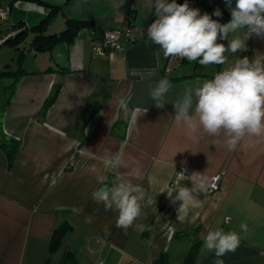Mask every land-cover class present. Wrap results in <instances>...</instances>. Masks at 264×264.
<instances>
[{
    "label": "crops",
    "instance_id": "obj_1",
    "mask_svg": "<svg viewBox=\"0 0 264 264\" xmlns=\"http://www.w3.org/2000/svg\"><path fill=\"white\" fill-rule=\"evenodd\" d=\"M0 3L7 9L0 21V41L15 23L27 30L38 24L50 6L57 8L45 22V33L62 30L67 18L91 21L71 41L56 42L49 50H35L31 39L26 41L32 34L28 31L22 46L18 44L21 68L15 75L0 76L15 80L1 127L19 141L11 162L0 146V264H62L68 251L73 264H155L161 254L159 264H214L215 254L204 247V238L217 229L240 237L236 251L222 257L224 264H264V138H246L228 151L222 137L202 131L190 137L173 118V105L187 88L232 67L238 57L264 60V38L253 35L246 41L247 51L226 53L224 65L203 67L164 58L148 40L147 28L156 19L154 0ZM202 9L222 24L231 19L225 0H203ZM216 9L221 16L212 15ZM127 17L132 19L131 38L122 33L120 48L93 52L91 40L100 39L105 28H122ZM218 42L228 45V40ZM164 77L172 87L161 109L150 94ZM55 85L57 96L42 112ZM122 98L129 109L140 110L136 121L125 116ZM117 152L126 166L105 170L102 157ZM98 174L107 176L109 185L120 177L144 190L142 214L127 233L115 226L116 212L105 211L91 198L101 186ZM215 175L221 177L218 189L201 192L194 201L173 203L167 194L192 182L207 185ZM89 216L94 218L91 223L85 219ZM63 221L70 227L50 250L52 234ZM104 225L110 235L104 234ZM197 241L196 252L186 260Z\"/></svg>",
    "mask_w": 264,
    "mask_h": 264
},
{
    "label": "clouds",
    "instance_id": "obj_2",
    "mask_svg": "<svg viewBox=\"0 0 264 264\" xmlns=\"http://www.w3.org/2000/svg\"><path fill=\"white\" fill-rule=\"evenodd\" d=\"M225 3L231 19L222 24L208 13L201 14L198 8L190 7L187 0L183 4L176 0H154L156 19L147 28L146 36L159 47L164 58L179 57L203 67L224 65L226 53L247 51L246 41L253 35L264 38V0H235V7L232 0ZM212 15L219 17L221 12L216 9ZM229 34H233L231 39ZM219 40H228V45ZM156 59L159 63V53ZM171 87L166 77L159 79L150 94L157 108L165 107L164 97ZM119 104L126 117L130 114L132 121L138 119L139 109H129L123 98ZM173 106L175 124L183 127L188 136L202 131L211 137H222L228 151H235L246 138H264V60L238 57L232 67L216 73L194 89L187 88L182 99ZM102 164L105 170L126 166L120 152L102 157ZM133 172L139 174L136 169ZM96 180L101 186L92 191L93 202L102 204L105 211L116 212L115 226L127 233L142 214L143 188L120 177L111 185L105 175L98 174ZM174 191L178 192L175 197L172 196ZM206 191L204 182H192L191 187H174L167 194L173 203L182 201L184 204ZM85 219L91 223L94 218ZM135 226L140 231L146 227ZM246 227L241 225L242 230ZM103 231L106 236L110 235L107 225L103 226ZM239 244L238 233L223 229L209 231L204 238V247L215 254L214 264H224L222 257L235 252Z\"/></svg>",
    "mask_w": 264,
    "mask_h": 264
},
{
    "label": "trees",
    "instance_id": "obj_3",
    "mask_svg": "<svg viewBox=\"0 0 264 264\" xmlns=\"http://www.w3.org/2000/svg\"><path fill=\"white\" fill-rule=\"evenodd\" d=\"M56 8L55 6H50L48 8V12L46 13L44 19L40 21L38 24L31 26L28 30L26 27L22 28L20 23H15L11 27V32L13 31H18L19 29H24L23 33H17L14 36L10 37L8 40L3 41V43H10L15 45L16 49H19L18 51V60L21 58V54L23 53L22 48L18 47V43L20 41L24 40V37L28 31L32 32V37L30 44L35 50H44V49H50L53 44L59 41H66L69 42L73 39V37L77 34V32L84 27L91 26V21L88 20H78V19H71L67 18L65 20V27L58 31V32H53V33H45L46 25L45 22L50 21L55 13H56ZM183 60V59H181ZM21 67H18L16 70H1L0 71V76L4 75H15ZM15 86V80H12L10 84V91H9V96L6 100V102L0 107V146L4 149V151L7 154L9 162L12 161L15 151L18 147L19 141L15 139L14 137L6 134L1 127V118H2V113L5 109V107L9 104L10 99H11V94ZM58 93V86L55 85L51 88L48 96L46 97L43 105H42V112H44L48 106L55 100L56 96ZM69 225L66 221H63L60 223V225L54 230L49 249L53 250L57 247L58 243L60 242L61 238L64 236V234L68 231ZM187 232V231H185ZM198 241L193 244V246L190 248L186 255V260L189 258L193 257V254L197 250V245ZM164 258V255H160L155 261V264H159L162 262ZM75 262L74 256L70 251L66 252L62 264H73Z\"/></svg>",
    "mask_w": 264,
    "mask_h": 264
},
{
    "label": "built area",
    "instance_id": "obj_4",
    "mask_svg": "<svg viewBox=\"0 0 264 264\" xmlns=\"http://www.w3.org/2000/svg\"><path fill=\"white\" fill-rule=\"evenodd\" d=\"M187 2L190 7L198 8L200 10V13L204 14V11L202 9L203 0H188ZM6 12H7V9L6 8L3 9L0 3V21L3 18H5ZM132 31H133L132 19L131 17H127L122 28L120 29L111 28V27L105 28L102 31L100 39H92L91 40L92 51L98 54H105V53L111 52L113 49L120 48V42H119L120 35L123 33L127 37L131 38ZM5 38L6 36L2 37L1 40ZM220 178H221L220 175H215L211 177L207 183V190L215 191L216 189H218ZM96 264H103V262L99 261Z\"/></svg>",
    "mask_w": 264,
    "mask_h": 264
},
{
    "label": "rangeland",
    "instance_id": "obj_5",
    "mask_svg": "<svg viewBox=\"0 0 264 264\" xmlns=\"http://www.w3.org/2000/svg\"><path fill=\"white\" fill-rule=\"evenodd\" d=\"M47 29L50 30V28H47ZM31 37H32V34H30V36L26 39V41L27 40L30 41ZM18 44L19 46H22L23 42L20 41ZM30 52L31 50L25 51L26 54H29ZM17 54L18 52H17V49L15 48V45L10 44V43L0 45V70L18 69V67H20V64H18L16 60L18 57ZM12 80L13 79L11 77H0V107L6 102L9 96L10 84Z\"/></svg>",
    "mask_w": 264,
    "mask_h": 264
},
{
    "label": "water",
    "instance_id": "obj_6",
    "mask_svg": "<svg viewBox=\"0 0 264 264\" xmlns=\"http://www.w3.org/2000/svg\"><path fill=\"white\" fill-rule=\"evenodd\" d=\"M22 32H24L22 29H20V30H18V31H14V32H12V33L9 34L8 36H6L5 39H3L2 41H0V45H2L3 41L8 40L10 37L14 36L15 34H17V33H22Z\"/></svg>",
    "mask_w": 264,
    "mask_h": 264
}]
</instances>
